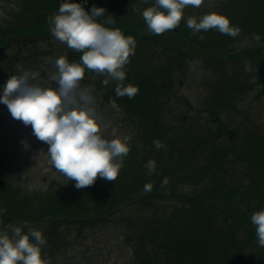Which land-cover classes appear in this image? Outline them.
Instances as JSON below:
<instances>
[{
	"label": "trees",
	"instance_id": "trees-1",
	"mask_svg": "<svg viewBox=\"0 0 264 264\" xmlns=\"http://www.w3.org/2000/svg\"><path fill=\"white\" fill-rule=\"evenodd\" d=\"M61 2L17 0V13L0 23V56L7 65L21 66L53 51L48 18L58 13ZM67 2L80 3L86 11L93 5L104 8L105 16L115 20L106 26L137 41L123 81L124 86H138L133 99L117 97V82L110 80L105 86L104 75L85 69L82 79L94 87L96 98L115 102L134 131L130 151L115 181L97 178L81 189L69 183L23 190L0 157V231L11 225L25 234L29 229L41 231L46 240L42 258L51 261L64 230L74 228L80 234L108 223L135 203L143 216L134 223L136 237L128 238L132 264H264V247L250 219V212L264 210V137L244 127L227 129L219 116L232 109L235 96L247 91L245 77L264 72V0H214L212 8L198 10L187 6L179 26L162 35L152 33L142 16L155 0ZM212 12L228 17L239 34L232 37L213 28L193 35L187 19L199 21ZM249 37H255L256 46L233 48ZM56 48L57 58L80 62L82 52L58 40ZM195 55L214 75L204 99L207 117L217 124L214 132L196 121L187 125L184 118L171 130L164 124L175 76ZM156 140L165 147L157 150ZM149 160L155 161L152 174L145 167ZM147 183L152 185L149 193L143 191ZM166 203L173 205L166 208Z\"/></svg>",
	"mask_w": 264,
	"mask_h": 264
},
{
	"label": "clouds",
	"instance_id": "clouds-1",
	"mask_svg": "<svg viewBox=\"0 0 264 264\" xmlns=\"http://www.w3.org/2000/svg\"><path fill=\"white\" fill-rule=\"evenodd\" d=\"M203 2L155 0L154 6L144 9L142 16L152 33L162 35L179 26L185 7L199 8ZM105 11L95 5L86 11L80 3L61 2L58 13L48 18L50 32L69 49L82 52L80 62L69 63L66 56L52 62L56 70L48 74V81L55 82L56 88L50 83L45 86L38 72L17 65L19 74L8 78L0 95V103L7 106L11 116L25 126L30 125L33 135L48 145L52 167L67 181H75L77 189L92 186L98 176L108 182L115 181L130 151V137L109 140L101 135L103 121L96 109L95 89L91 85L81 86L87 69L104 75L105 86L110 80L117 82V97L126 95L133 99L138 94V86L123 84L125 66L130 55L135 54L137 41L125 36L119 28L107 27L115 20L111 15L105 16ZM101 17H104L102 21ZM186 23L193 35L213 28L232 37L240 32L228 17L216 12L204 14L199 21L190 17ZM37 80L41 82H34ZM112 106L117 107L114 101ZM153 143L157 150L165 147L158 140ZM145 167L152 174L155 161H147ZM151 189V183H147L143 191L149 193ZM250 219L258 243L264 247V210L254 212ZM45 243L39 230L29 229L25 234L21 227L5 226L0 231V264H50L41 254Z\"/></svg>",
	"mask_w": 264,
	"mask_h": 264
},
{
	"label": "rangeland",
	"instance_id": "rangeland-1",
	"mask_svg": "<svg viewBox=\"0 0 264 264\" xmlns=\"http://www.w3.org/2000/svg\"><path fill=\"white\" fill-rule=\"evenodd\" d=\"M213 4L214 0H204L199 8L194 9H209ZM18 9L17 0H0V23L3 24L5 20L13 17ZM50 38H53L52 41L48 40L53 51L35 56V59H28L21 67L38 72L45 86L50 83L52 88H56L55 82L48 81V74L56 70L52 62L57 58L56 39L53 36ZM254 38H246L236 43L233 48L237 51L251 49L257 45ZM46 49L47 44L43 50ZM3 58L0 56V95H3V87L8 78L19 74L17 65H7L8 62ZM213 78V72L203 67L196 55L189 57L181 74L175 76L171 90L173 96L164 115V124L168 129L179 127L184 118L187 125L196 121L205 124L211 132L216 130L217 124L207 117L204 110V99ZM242 84L248 85L247 91L235 96L232 109L219 115L220 124H224L227 129L244 127L242 130H250L251 133L256 132L264 137V72L259 77H245ZM81 86L88 85L81 81ZM96 109L102 117L101 135L105 139L133 137L134 131L124 121L117 107L96 98ZM47 150L48 145L33 135L31 126H25L22 121L14 119L7 106L0 103V157L6 159L10 177L21 189L75 184V181H67L64 175L52 167ZM262 203L264 204V197ZM163 205L167 208L173 204ZM140 207L139 204H129L108 223L80 234L74 228L64 230L57 245L59 250L50 264H132L133 254L128 238L136 237L133 226L143 216L139 211ZM254 212L256 211L250 212V218Z\"/></svg>",
	"mask_w": 264,
	"mask_h": 264
}]
</instances>
